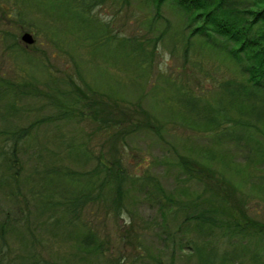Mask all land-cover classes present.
I'll list each match as a JSON object with an SVG mask.
<instances>
[{
    "label": "rangeland",
    "instance_id": "374dc122",
    "mask_svg": "<svg viewBox=\"0 0 264 264\" xmlns=\"http://www.w3.org/2000/svg\"><path fill=\"white\" fill-rule=\"evenodd\" d=\"M18 1L19 9L13 1L0 0V17L3 20H10L5 17V12L11 10H15L16 15H20L19 20H23L21 26L10 23L0 25V73L14 79L20 78L19 73L22 76H37V58L45 55V62L54 77L71 74L78 78L75 73L78 70L84 87L89 85L109 92L112 97L123 96L128 100L141 97L144 108L159 124L160 134L135 131L125 138L124 147H120V157L129 173L140 175L148 171L156 175L175 200L168 203L167 209H160L157 202L143 191L129 192L125 199L126 208L117 216L106 214L103 206L84 203L77 217L89 226L92 224L97 234L108 238L110 244H107L109 250L103 255L78 249L72 233H69V230H73L70 229L72 224L68 215L63 213V207L57 205L46 209L36 206V198L49 190L42 189V185L43 181L52 177L53 168L64 165L80 170L94 165L91 159L84 161L73 153L67 154L62 140L74 146L86 143L96 151L100 142H105L107 149L108 142L105 134L95 129V123L88 117L80 121L71 118L49 120L33 128L31 139L20 149L16 164L18 180L9 182L13 186L0 184V211L9 214L11 224L4 229L6 249L2 254L5 263L33 264L32 261L36 259H46L71 264H194L196 259L190 247L193 230H190L189 222L186 228L185 223L180 225V222L182 210L191 209L194 196L203 185L186 176L180 163L182 158L200 159L222 172L247 199L248 214L264 223V194L259 187V177L250 175L252 169L244 162L246 150L214 140L209 132L199 128L191 114L182 109L180 102L175 101L178 94L169 82L171 79L211 97V76L214 74L217 77L221 73L220 69L212 67L211 62L219 63V57H222L214 51L207 53L206 45L199 46L196 40L188 46V53L204 61L203 70L189 64V56H182L181 27L185 14L178 5L163 2L160 17L154 14L153 8L145 0H128L124 4L106 0L95 6L98 17L108 21L110 32L118 36L137 37L146 44L154 43L153 66L146 75L135 64L126 65L121 63V59H115L112 52H88L78 47L75 41L69 39L70 34L65 30L62 18H54L53 14L38 10L33 5L34 0ZM148 20H153L151 25L147 23ZM30 23L35 24L31 25L33 28L40 27L39 34L28 29ZM1 30H6V36L3 37ZM24 31L32 34V43L20 39ZM15 40L25 52H16ZM195 46L199 48L195 49ZM225 63H220L221 69ZM47 87L42 88L53 91L50 89L52 85L48 84ZM55 110L42 96L23 99L18 110L9 117L0 116V131L11 125H26L36 118L54 114ZM2 176L0 166V178ZM54 178L49 184L54 188L48 191L53 192L54 198H59L58 191L74 192L67 183L52 184ZM30 194L32 199L28 205ZM24 199L28 200L27 203L23 202ZM173 209L175 213H172ZM78 221H74L75 224ZM130 221L135 232L133 239L121 242L118 236L123 231H130ZM222 244V249L228 253L236 246L240 249L235 242L227 243V238ZM243 245L247 251L259 246L249 235ZM247 251L242 252L235 264H258L248 258Z\"/></svg>",
    "mask_w": 264,
    "mask_h": 264
},
{
    "label": "trees",
    "instance_id": "16d2710c",
    "mask_svg": "<svg viewBox=\"0 0 264 264\" xmlns=\"http://www.w3.org/2000/svg\"><path fill=\"white\" fill-rule=\"evenodd\" d=\"M7 1H13L19 9L18 0ZM104 1L34 0L33 5L40 11L53 14L54 18H62L65 30L70 34L69 39L75 41L78 47L88 52H112L115 59H121V63L131 66L135 64L147 75L153 66L152 57L156 46L154 43L146 44L137 37L118 36L110 32L108 21L102 20L94 11L95 6ZM107 1L124 4L128 0ZM165 1L175 3L184 11L185 21L181 27L182 56L190 57V60L187 59L189 64L203 70L204 61L188 53V46L193 45L195 40L199 46L206 45L207 53L214 51L223 57L219 55V63L211 62L212 67L221 70L219 76H211V97L201 90L194 91L190 86L178 84L171 79L169 82L178 94L175 101L180 102L182 109L191 114L190 117L199 128L209 132L214 140L246 150L244 162L252 169L250 175L259 177V187L264 194V0H145L158 17ZM5 15L10 20H3L1 16L0 25L10 23L21 26L23 23L15 10L5 12ZM152 21L148 20L147 23L151 25ZM31 25L35 24H28V29L39 34L40 27L33 28ZM5 31L1 30L3 37L6 36ZM13 43L17 45V53L25 52L16 40ZM44 56L37 58V76H22L19 73L20 78L14 79L0 73L1 117L7 118L17 111L21 100L41 96L56 108L52 115L36 118L26 125H11L0 131V166L3 174L0 184L13 186L9 182L18 180L16 164L20 149L31 139L33 128L49 120L71 118L80 121L90 118L95 123V129L105 134L108 148L105 149V142H100L96 151L86 143L74 146L62 140L68 150L67 154L73 153L84 161L91 159L94 165L80 170L64 165L53 168L50 176L55 178L52 184L67 183L74 192L63 193L56 189L60 196L54 198L53 192H48L54 188L49 187L52 180L49 177L42 185V189L49 190L40 193L36 198V206L50 209L61 205L63 213L71 221L70 229L73 230H69V233H72L76 247L103 255L109 250V239L100 237L92 224L89 226L77 217L84 203L103 206L106 214L117 216L126 208L125 199L129 192L143 191L157 202L160 209H167L168 203L175 200L156 175L148 171L140 175L129 173L120 157V147H124L123 142L127 136L139 130L159 135L160 126L150 111L144 108L141 97L128 100L123 96L112 97L109 92L89 85L84 87L78 70L75 71L78 78L71 74L54 77ZM224 61L225 67L221 69L220 63ZM48 84L55 87H50L51 90H56L49 92L42 88H49ZM180 163L190 180L203 185L195 194L191 209L182 210L180 222V225L185 223V228L189 222L190 230H193L194 238L190 247L196 259L194 264L237 263L242 252L247 251L243 242L248 235L259 245L257 249L247 251L248 258L264 264V223L248 214L247 199L238 186L213 165L200 159L182 158ZM31 199L30 194L29 201ZM24 201L27 203L28 200ZM172 213H175L174 209ZM8 215L0 211V264H9L4 262L2 254L6 249L4 229L11 225ZM129 228L130 231H123L118 236L121 242L133 239L135 232L131 221ZM226 238L227 243L235 242L240 249L236 246L230 253L224 251L222 243ZM32 263L71 264L46 259H36Z\"/></svg>",
    "mask_w": 264,
    "mask_h": 264
},
{
    "label": "water",
    "instance_id": "95a60500",
    "mask_svg": "<svg viewBox=\"0 0 264 264\" xmlns=\"http://www.w3.org/2000/svg\"><path fill=\"white\" fill-rule=\"evenodd\" d=\"M20 39L25 43H32L34 41V37L28 31L22 32V34L20 35Z\"/></svg>",
    "mask_w": 264,
    "mask_h": 264
}]
</instances>
